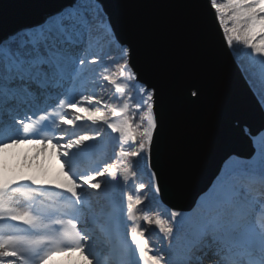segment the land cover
I'll list each match as a JSON object with an SVG mask.
<instances>
[{
    "label": "snow or ice",
    "instance_id": "snow-or-ice-1",
    "mask_svg": "<svg viewBox=\"0 0 264 264\" xmlns=\"http://www.w3.org/2000/svg\"><path fill=\"white\" fill-rule=\"evenodd\" d=\"M244 6H248L247 14L252 17V23L259 21V24L241 36L238 28L242 25L232 21L238 18L234 9ZM215 12L231 41H241L255 53H264V0H224L216 2ZM99 13L107 18V26L115 35V26L103 8V0H69L37 22L19 26H6L0 18V113L15 112L11 115L12 126L18 125L35 137H17L11 143L43 145L45 152L50 147L57 160H63L60 164L62 182L36 175L0 182V220L20 222L18 232L0 235V264H46L56 254L77 251L86 264H126L108 249L95 247L94 242L99 231L117 233L121 228L126 229L129 221L134 225L131 239L142 264H203L200 250L195 253L189 250L186 255L175 248L181 226L193 219L192 212L172 210L171 223L156 219L163 234L174 237L171 244L158 251H150L144 233L137 226L141 219L147 223L152 220L146 214L137 215L143 210L144 190L162 194V176L152 162L153 157L167 164L173 144L162 131L165 123L162 113L156 110L159 92L156 86L141 88L143 100L135 107L127 100L115 103L88 90L110 84L122 97L128 87L119 77L129 70L130 44L123 49L124 62L116 65L115 72L111 64L105 63L107 54L92 53L86 46L87 29ZM260 64L259 74L264 79V59ZM190 95L198 100L199 90ZM21 113L23 119L19 118ZM32 117L37 120L25 122ZM247 128L245 135L254 154L252 160L258 158L264 172V122L255 130L251 126ZM44 129L52 135L41 137L39 133ZM111 134H118L115 137L118 152L113 149L110 155L96 157V147ZM81 156L93 157L92 166L87 171L77 172L73 157ZM140 162L149 176L147 185L140 181L141 173L137 170ZM250 164L251 161H241L239 172H247ZM236 173L235 169L223 171L211 191L200 197V206L207 207L216 192L226 191L229 177ZM53 186L61 190L55 198L51 195ZM20 188L29 189L21 193L27 198L24 203L11 198L13 191ZM133 188L138 190H130ZM101 202L106 207L103 219L96 215V206ZM231 264H239V261Z\"/></svg>",
    "mask_w": 264,
    "mask_h": 264
},
{
    "label": "water",
    "instance_id": "water-1",
    "mask_svg": "<svg viewBox=\"0 0 264 264\" xmlns=\"http://www.w3.org/2000/svg\"><path fill=\"white\" fill-rule=\"evenodd\" d=\"M68 2L0 0V18L6 26L35 23ZM103 8L116 43L131 45L136 82L159 90L156 110L173 144L167 164L155 156L152 161L162 176L160 200L171 211L191 212L229 161L252 160L245 133L264 122V107L230 49L212 0H103ZM196 90L198 100L190 95ZM130 250L131 264H142L133 241Z\"/></svg>",
    "mask_w": 264,
    "mask_h": 264
},
{
    "label": "rangeland",
    "instance_id": "rangeland-1",
    "mask_svg": "<svg viewBox=\"0 0 264 264\" xmlns=\"http://www.w3.org/2000/svg\"><path fill=\"white\" fill-rule=\"evenodd\" d=\"M216 2V0H215ZM214 0H212V4L215 6ZM247 8L248 6H244L242 9L243 17L246 19L245 21L249 20L251 27H255L256 24H259V21L256 22V24L252 23V17L247 14ZM237 9H234L236 13ZM232 13H229L231 15ZM242 18V16H241ZM219 19V18H218ZM247 23V22H244ZM223 31L225 33L226 39H228V43H230L231 38H229V33L226 29V27L221 24ZM233 44V41H231ZM258 42V41H257ZM235 46L237 44L234 42ZM230 49L234 55V50L232 49V45L229 44ZM264 47V45H262ZM246 51H243L246 55H248V64L254 68L258 67L260 68L261 59H264V53H254L250 50L248 45H245ZM235 57V55H234ZM239 59V57H238ZM124 60H120L115 63H109L111 64V69L113 72L116 71V65L119 63H123ZM257 64V65H256ZM241 67V66H240ZM259 68L255 70L256 74H254L256 77H259L261 80L264 81L260 77L259 74ZM102 70V69H99ZM121 82L125 83L128 87L125 90V95L118 96L115 93V86L110 85L107 87H97V88H89L88 90L90 92H95L97 94L103 95L105 100L112 99V102L118 103L120 99L127 100L129 104L132 106L133 100L137 99V101L142 102L143 97L141 93V88H144V86L139 85L136 80L133 72L129 68L127 72L124 73V76L119 77ZM103 81L101 80V85H103ZM128 94V99L127 95ZM264 107V105H263ZM16 113L12 110H8L7 114H3L0 116V182H9V181H17L21 177H27V176H41L44 178H48L54 181H63V173L60 168V164L63 163V160H57L56 156L53 153V150L49 147L47 151H42L43 145L39 144H30V143H23V144H12L11 140L15 139L17 137L23 138L25 136L31 138H35L33 133L31 132H25L22 127H19L18 125L12 126L11 121V115H15ZM20 119H23V114L21 113L19 116ZM37 120V117H32L31 121H25L28 122H35ZM90 123V122H89ZM110 132V130H109ZM59 135V133H56ZM39 135L41 137L52 135V132H50L48 129L42 130ZM118 134H111L109 137L112 139H115V137ZM106 136L102 142L103 144H107V138ZM110 144H112L110 142ZM4 145H8L5 147ZM109 146V148H114L115 146ZM113 151V150H112ZM96 153V151H95ZM73 159L76 161V171L77 172H83L87 171L91 166V157L89 156H81V157H73ZM240 160L232 159L229 161L226 165V169H235L237 172H239V165ZM249 162V161H244ZM253 163H257V161L251 160V164L249 167V170L247 172H240L239 174L243 173L247 177H252L249 175V172L251 170V166ZM140 168L143 170V162H140L139 164ZM257 166H260L257 164ZM225 168L223 171L226 170ZM66 170V169H65ZM238 175V174H237ZM243 176H236L232 175L229 177L227 184V190L226 191H218L214 194L213 199L209 203L207 207H203L207 209L209 212V208L212 204H215L216 202H222L226 200V197L229 193V191H232V188H235V185L239 182L240 178ZM255 179H259L258 177H253ZM24 184H29L28 181H23ZM15 187V186H14ZM32 188H34V185H31ZM23 190H29L28 188H24ZM60 189H55L54 186L52 188L51 195L53 198H55V194L60 192ZM211 191V190H210ZM23 191H14L11 195L12 199L14 201H19L21 203L26 202L27 198L22 195ZM43 197H41L42 199ZM51 203V200L48 201ZM201 200L199 198L198 205H201ZM202 207V206H201ZM193 219L190 222L183 223L181 226L180 233L183 235V237H180V241L175 242V248L177 251H184L185 254H189V250H191L192 253H195L196 250H200V254L203 255V264H231L232 261H239V264H249V262L252 261V264H264V253L261 252L264 246V243L259 236V234L255 231L253 227L248 228L246 231H241V233L234 232L237 237L242 240V243L247 244L251 248H247L248 250H245L241 248L239 244H236V249L234 252L232 251V247H223L219 245H210V243H207V238L199 239L202 237L203 231L207 229L208 220L209 217H204L202 215L201 210L194 209L191 211ZM190 213V212H188ZM187 213V214H188ZM138 214V213H137ZM96 215H97V206H96ZM187 220V218H183ZM211 219V218H210ZM17 222V221H16ZM20 224V222H17ZM134 226L132 222H127V227L121 228L119 230L118 236L115 237L116 239L112 240V243H108L103 238V233L98 232L97 238L94 242V246L99 248L100 250L108 249L111 250L110 247L113 245H117L118 243V249L120 250H126L127 246L126 244H129L132 239H129L127 231L131 230L132 227L129 228V225ZM253 225V224H251ZM138 226V224H137ZM175 232V228H174ZM245 233V234H244ZM180 235V234H179ZM178 235V236H179ZM124 244V245H123ZM233 245V244H232ZM253 245V246H251ZM230 249V250H228ZM156 251V250H154ZM163 254V253H161ZM126 264L131 263V256L130 253H127L124 257H122ZM250 260V261H249ZM46 264H86L83 255L80 252H72L68 254H56L52 257H50Z\"/></svg>",
    "mask_w": 264,
    "mask_h": 264
},
{
    "label": "trees",
    "instance_id": "trees-1",
    "mask_svg": "<svg viewBox=\"0 0 264 264\" xmlns=\"http://www.w3.org/2000/svg\"><path fill=\"white\" fill-rule=\"evenodd\" d=\"M216 2L223 3L224 0H216ZM243 8L244 7L237 9V12H239L238 18L237 20L232 21L233 24L242 25V27L238 28V34L241 36L247 35V30L251 28L249 20L245 21L246 19L243 17ZM87 32L89 33V40L86 46L89 48L90 52L98 53L100 55L107 54L105 56V63H115L122 60L124 48L119 47L116 43L111 29L107 26V19L103 16V13H99L96 16L90 27L87 29ZM229 38L231 37L229 36ZM234 42L237 44L236 47H234ZM231 45L237 62L241 66L248 82L257 94L262 105H264V81L254 75L256 74L255 70L259 68V65L256 64L257 67L252 68L248 64V55L243 52L247 49L241 41L234 39L233 44L231 43ZM89 58L91 60L93 57L90 56ZM108 58H111L112 60L107 61ZM97 68L99 69V65H97ZM90 75L91 73H89V76ZM126 95L128 99V94ZM137 103L141 102L134 99L132 107H135ZM1 115L2 113H0V116ZM110 139L111 138H109V140ZM116 143L117 141L114 142L113 146H115ZM113 149L117 152L119 150L115 147L109 148L107 144L105 145L101 141L95 149V156L99 157L106 154L110 155ZM254 161H257V163H253L249 172V175L252 177H247L243 173L239 174L240 172L234 174L236 176L244 175V177L240 178L239 182L235 185V188H232V191H229L225 201L212 204L209 208V212L207 209L197 205L195 209L201 210L204 217H209L207 229L203 231V234L201 235L202 237L199 239L202 240L207 238V243L209 242L210 245H214V247L215 245L229 247L233 244L234 247H232V249L234 250L236 249V241L244 244L242 243V240L234 234V232L241 233V231H246L248 228L253 227L264 243V172H262L260 166H257V164H259L258 158ZM139 164L140 163L137 164V170L141 173L140 181L147 185L149 183V176L140 168ZM253 177H258L259 179H255ZM23 189L24 188H20L19 191H27ZM130 190L137 191L138 189L133 188ZM144 191L146 193V197L142 206L143 210L138 212L137 215L142 217L146 214L152 218V220L147 223V221L141 219L138 222V226H140L141 231L144 233L143 238L147 241L150 251H158L162 246L166 247L171 244V239L174 237H166L161 231L160 225L156 224L155 221L156 219L161 218L171 223L173 216L171 215V210L162 204L159 195H154L153 192L147 188ZM105 215L106 207L103 202H101L97 205V216L100 219H103ZM17 225L19 224H17L16 221H10L7 219L0 220V235L18 232ZM130 227H132L131 224L129 225V228ZM100 232L103 233V238L108 243H112L113 238L117 236V233H113L108 230ZM129 237L131 238V230H129ZM180 237H183L181 233L177 236L175 242L180 241ZM118 246L119 245L110 250L112 255L122 258L129 253L128 248L126 250H120L118 249Z\"/></svg>",
    "mask_w": 264,
    "mask_h": 264
},
{
    "label": "bare ground",
    "instance_id": "bare-ground-1",
    "mask_svg": "<svg viewBox=\"0 0 264 264\" xmlns=\"http://www.w3.org/2000/svg\"><path fill=\"white\" fill-rule=\"evenodd\" d=\"M227 42H228V39H227Z\"/></svg>",
    "mask_w": 264,
    "mask_h": 264
}]
</instances>
